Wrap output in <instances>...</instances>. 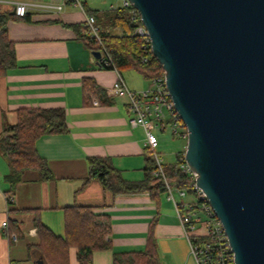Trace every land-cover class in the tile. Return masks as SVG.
Returning a JSON list of instances; mask_svg holds the SVG:
<instances>
[{
    "label": "crops",
    "instance_id": "1",
    "mask_svg": "<svg viewBox=\"0 0 264 264\" xmlns=\"http://www.w3.org/2000/svg\"><path fill=\"white\" fill-rule=\"evenodd\" d=\"M13 1L37 5L63 3V0ZM83 4L86 10L91 9L86 1ZM0 7L13 14V6ZM86 14L64 4L61 11L31 9L27 19L15 17L8 24L17 66L0 78V139L7 127L17 124L18 110L22 108H61L69 131L36 141V149L48 161L54 178L40 181L37 172L26 171L14 193H10L6 179L9 168L0 152V264H38L36 259L29 258L28 246L40 243L32 210L38 211L42 223L55 235L63 236L64 209L74 205L96 207L110 215L112 248L96 251L93 264H113L114 252L143 250L154 222L159 255L164 257L166 252L167 264H182L188 253L184 250L186 238L165 192L154 199L150 192L114 195L97 179L85 184L89 157L111 158L126 180L142 181L151 155L144 129L129 124L128 99L113 95L111 103L102 104L99 97L84 88V80L92 79L110 92L118 75L114 70L99 69L92 51L77 39L74 30L64 26L84 23ZM124 72L120 74L132 91L144 90L136 82V75ZM173 136L161 134V156ZM4 222L8 223V229L4 228ZM12 234L21 237L14 241ZM70 264H79L76 249H71Z\"/></svg>",
    "mask_w": 264,
    "mask_h": 264
},
{
    "label": "water",
    "instance_id": "2",
    "mask_svg": "<svg viewBox=\"0 0 264 264\" xmlns=\"http://www.w3.org/2000/svg\"><path fill=\"white\" fill-rule=\"evenodd\" d=\"M128 1L187 128L185 161L235 263L264 264V0ZM92 55L99 65L101 52Z\"/></svg>",
    "mask_w": 264,
    "mask_h": 264
},
{
    "label": "trees",
    "instance_id": "3",
    "mask_svg": "<svg viewBox=\"0 0 264 264\" xmlns=\"http://www.w3.org/2000/svg\"><path fill=\"white\" fill-rule=\"evenodd\" d=\"M86 13L94 16L99 24L103 44L110 52L113 63L108 67L99 63V69L113 70L115 67L119 73L135 70L150 82L164 76L162 65L151 51V44L136 33L137 27L143 23L135 8L120 6L104 11L87 9ZM27 15L19 18L27 19ZM15 17L17 16L0 7V78L17 66L15 44L8 34V24ZM64 26L74 30L77 39L92 52L102 49L91 37L85 22ZM92 81L84 80L85 90L99 97L102 104L111 103L113 94ZM68 131L66 114L61 108L18 110L17 124L7 127L0 139V152L9 168L6 179L11 186L10 193H14L26 171L37 172L40 181H50L54 178L48 161L41 157L36 149V141L43 136L66 134ZM176 158L175 164H165L168 178L178 182L180 188L193 193L190 176L181 168L183 161L179 153ZM87 160L89 175L85 184L97 179L105 190L114 195L150 192L154 199H158L164 192L161 179L153 176L154 162L151 155L147 160L142 181L126 180L122 172L113 165L111 158L89 157ZM10 199L9 203L12 202ZM32 211L35 213L34 223L40 243L28 246L29 258L36 259L38 264L40 261L43 264H70L71 249H76L79 264H93V254L96 251L112 248L109 241L112 232L110 215L100 212L96 207H66L63 236L55 235L42 223L38 211ZM155 225L156 222L151 224L143 250L114 252L113 264H162L154 236ZM17 237L21 235L17 234Z\"/></svg>",
    "mask_w": 264,
    "mask_h": 264
},
{
    "label": "built area",
    "instance_id": "4",
    "mask_svg": "<svg viewBox=\"0 0 264 264\" xmlns=\"http://www.w3.org/2000/svg\"><path fill=\"white\" fill-rule=\"evenodd\" d=\"M64 4H71L82 12H86L81 0H63V3L60 5H37L13 0H0V6H13L14 15L17 17H23L31 9L35 8H42L47 11H61ZM123 6L133 7L128 0H124ZM84 22L89 29L91 37L102 48L100 50L101 59L99 63L106 67L113 65L110 52L103 44L100 35L101 28L97 24L95 17L86 14ZM136 33L142 36L147 43L151 44L148 32L143 24L137 27ZM113 70L118 75L110 92L116 97L128 99L131 113L129 124L134 128L141 127L144 129L146 146L154 162L153 176L161 179L163 182V190L166 193L167 199L173 204L177 212L178 219L185 237L189 242L191 254L196 264H236L235 255L231 249L223 224L215 215L205 195L198 188L195 177L185 161L186 148L182 152H179L180 158L183 161L181 168L190 176V186L194 191L193 194L198 197V201L196 203L186 204L184 202L178 203L176 200L175 193L181 198H184L188 191L180 188L178 182L168 178L163 157L159 152L160 136H158V133L163 134L169 130L172 135H178L182 139L187 140L188 131L175 109V104L166 87L165 77L163 76L153 80L152 88L146 91L135 92L127 86L122 75L115 67ZM182 209H186L188 213H182ZM3 226L8 229L7 222H4ZM11 238L14 241L18 239L16 234H12Z\"/></svg>",
    "mask_w": 264,
    "mask_h": 264
},
{
    "label": "rangeland",
    "instance_id": "5",
    "mask_svg": "<svg viewBox=\"0 0 264 264\" xmlns=\"http://www.w3.org/2000/svg\"><path fill=\"white\" fill-rule=\"evenodd\" d=\"M83 3L86 1L87 7L91 9H98V10H103V9H110L112 6L114 7H120L123 6L124 0H81ZM126 73L128 72L129 74H134L138 77V80L136 82L138 85H141L140 88L144 89L143 91H146L150 88L153 87L152 82L147 81L144 79V77L137 71L135 70H127L125 71ZM124 72V74H125ZM135 81V80H134ZM171 133L169 130H167L163 134H168ZM158 136H161L160 133H158ZM173 136V135H172ZM187 145V140L182 139L178 135H174L171 137L168 141V147L164 152H162V157L164 160L165 164H175L176 163V156L179 152H182L184 148H186ZM176 200L178 203H196L198 201V197L194 195L193 193L187 192L186 197L181 198L177 193H175ZM182 213H188L186 209H182ZM205 218V217H204ZM186 238V237H185ZM186 240V246L184 250H187L188 253L186 257L184 258V262L182 264H196L194 257L191 254L190 250V245L187 239ZM165 251V250H164ZM166 253V252H165ZM163 254L164 257H161L160 259L162 261V264H167V260L165 258L166 254Z\"/></svg>",
    "mask_w": 264,
    "mask_h": 264
}]
</instances>
